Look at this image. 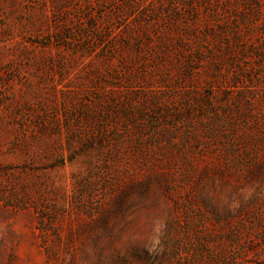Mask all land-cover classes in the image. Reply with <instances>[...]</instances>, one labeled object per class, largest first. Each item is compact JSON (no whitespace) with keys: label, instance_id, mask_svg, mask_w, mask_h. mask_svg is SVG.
I'll return each mask as SVG.
<instances>
[{"label":"rangeland","instance_id":"obj_1","mask_svg":"<svg viewBox=\"0 0 264 264\" xmlns=\"http://www.w3.org/2000/svg\"><path fill=\"white\" fill-rule=\"evenodd\" d=\"M0 264H264V0H0Z\"/></svg>","mask_w":264,"mask_h":264},{"label":"clouds","instance_id":"obj_2","mask_svg":"<svg viewBox=\"0 0 264 264\" xmlns=\"http://www.w3.org/2000/svg\"><path fill=\"white\" fill-rule=\"evenodd\" d=\"M248 195L249 196L251 195V191H249ZM233 207H238V205H234ZM155 243H158V241L154 242V246H155Z\"/></svg>","mask_w":264,"mask_h":264}]
</instances>
